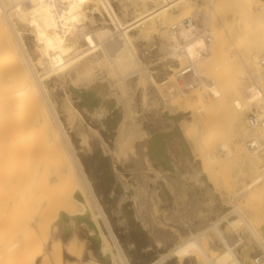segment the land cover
I'll use <instances>...</instances> for the list:
<instances>
[{
  "label": "bare ground",
  "instance_id": "6f19581e",
  "mask_svg": "<svg viewBox=\"0 0 264 264\" xmlns=\"http://www.w3.org/2000/svg\"><path fill=\"white\" fill-rule=\"evenodd\" d=\"M140 1L146 5L153 2L154 6L146 7L134 19L126 20L118 14L112 0H96V5L90 0H0V264H100L93 258L84 259L85 240L77 234H72L65 242L56 237L57 224L63 220L72 223L66 227L64 234L68 235L76 226L84 223L91 230L97 246L104 255L112 258L114 264H130L54 102L49 98L45 80L53 74L64 78L68 75L75 87L76 81L92 74L95 64H101L107 68L110 76L119 77L123 90L128 84V77L132 75H138L145 84L151 81L161 88L165 82L159 83L152 75L143 78L142 73L147 68L135 44L140 35L132 33L142 25L150 32L156 30L157 20L163 23L159 30L164 36L161 49L180 61L181 65L171 76L178 89H161L162 96L166 101L187 96V88L182 81L184 78L179 72L187 66L194 69L195 76L202 78L203 91L197 90L200 105L195 109L184 110V114L191 113L194 116L192 121H185L181 125L176 120L173 127L164 126L166 129L149 136L150 142L146 145L148 156L157 166L163 165L176 177L201 182L202 174H205L203 170L195 169L189 177L178 171L173 161L175 153L172 154L167 146V137L175 135L184 145V153L189 151L186 140L196 142L195 149L208 165L219 162L222 151L228 164L241 160L252 171L251 181L245 184L243 190L257 201L264 197V160L259 154L264 146V87L257 80L245 89L248 95L245 93L241 96L238 89L239 79H245L247 74L242 70L244 65L252 64L259 79L264 72V0L233 2L243 22L242 34L237 43H232L239 51L245 48V52H241L244 57L240 64L235 56L229 54L220 29L208 30L210 39H207L203 33H195L200 28L197 23L183 24L185 18H193L190 16L194 9L191 10L192 0H135L134 4ZM208 2H212L213 12L207 13L206 19L210 25H214L215 14L221 10L223 1ZM81 7L92 14H101L104 19L107 17L104 22L109 21L113 32L84 44L80 25ZM175 8H180V11L171 22L172 18L168 15H172ZM17 20L22 25H18ZM221 20L225 26L228 19ZM175 24H180L177 30L172 29ZM26 28L35 34V42L40 44L41 53L46 58L40 62L42 72H39L34 57L28 53ZM115 42H119L123 50L117 58L111 46ZM99 51L103 57L97 58V61L94 56ZM237 70L240 71L237 73ZM113 90V84L106 77L93 78L80 90L84 109L101 121L108 129L109 136L113 133V126L119 125L122 129L127 118L125 107L119 104ZM225 105L234 111L231 124L238 120V115L245 108L252 110L254 107L258 109L256 115L260 123L254 128H242L232 133L229 140H221L224 132L216 115ZM127 108L133 113L139 111L141 106L132 102ZM177 116L174 114L175 119ZM255 128L256 133L248 139L254 146L251 148L246 141L245 149L242 142L236 141L237 137ZM87 141L84 136V142ZM233 141L234 148L231 145ZM130 157L133 159L137 154H131ZM153 177L154 184H151L150 192L156 198L160 182L157 174H153ZM236 209L240 214L239 221L264 248V237L259 236L250 218H246L239 207ZM218 223L212 224V229L233 257L227 264H243L234 251L235 242L224 235ZM231 227L235 232L238 229L236 223L231 224ZM186 242L193 245L190 257L196 259L195 264H220L219 251L208 247L204 233L192 234ZM175 250L171 249L151 264H165V259Z\"/></svg>",
  "mask_w": 264,
  "mask_h": 264
},
{
  "label": "rangeland",
  "instance_id": "374dc122",
  "mask_svg": "<svg viewBox=\"0 0 264 264\" xmlns=\"http://www.w3.org/2000/svg\"><path fill=\"white\" fill-rule=\"evenodd\" d=\"M134 1L112 0L118 14L126 20L134 19L136 14L145 10L146 7L154 6L153 2L146 5L140 1L135 2V5ZM219 1H223L221 2L223 8L220 6L221 10L215 14L214 25H210L206 19V14L213 12V4L208 0H192L193 7L191 10L194 9L190 16L193 17L192 19L202 31L220 29L219 32L222 31L221 36L226 42L229 54L235 56V60L240 64L244 57L245 51L243 52V50L245 48L243 47V50L239 51L232 43H237L239 35L242 34L243 22L237 15L234 0ZM90 2L97 4L96 0H90ZM198 8L201 10H195ZM84 9L85 7H81L82 16L80 20L83 22H80V25L84 44L96 41L113 32V26L109 24V21L104 22L107 17L104 19L101 14H92ZM256 9L257 7L254 6V10ZM179 11L180 8H175L171 12L172 15H168L172 18L171 22L176 19ZM223 18L228 19L225 21V26L221 20ZM17 22L18 25H22L19 20ZM161 23L157 20V29L152 32L144 29L143 25L132 31L133 35H140L135 40V44L147 68L142 73L143 78L152 75L159 83L165 82L161 88L156 87L151 81L148 82L149 85L145 84L138 75H132L133 77H128V84L123 90L119 77L110 76L106 67L95 64L92 74L76 81L75 87L68 75L65 78L59 77L58 74L51 75L45 80L47 93L51 101L54 102L76 153L83 163L130 264H151L173 248L176 250L165 259V264H195L196 259L190 257L193 245H189L186 240L187 237L197 233L206 235L208 247L219 251L220 264H227L233 257L226 251L224 243L212 229V224L218 222L224 235L229 236L228 239H231V242H235L234 251L243 264H254L253 259L263 253L264 248L256 236L239 221L240 214L236 209L239 207L245 217L250 218L249 220L253 222L259 236L263 238L264 197L257 201L248 195V191L243 190L245 184L250 182L252 178V171L248 169V166L241 160L228 164L222 155V151L220 153L218 148L216 151L221 156L219 162L208 165L209 163H204L197 149H195L197 148L196 142L186 140L187 151H189L184 153V145L173 134L167 137V146L170 151L172 150V154L175 153L173 154V161L176 168L187 177L195 169L203 170L205 174H202L203 180L201 182H195L184 177L183 179L180 176L176 177L167 171L163 165L157 166L153 159L148 156L146 148L150 142L151 137L149 136L168 128V126L169 128L173 127L176 120H179L178 123L181 125L185 121H192L194 116L191 113L184 114V110L198 107L200 102L198 101L197 90L203 91L202 78L190 74L182 79L187 88L185 90L187 96L182 95L173 101H166L162 96L161 89L162 91H167L171 87H174L175 90L178 89L175 79L171 76L175 69L181 65L180 61L161 49V43L164 40V36L159 31L163 26ZM146 27L148 26L146 25ZM139 29H141V33ZM25 31L28 53L32 58L34 57L33 59L38 63L39 72H42L40 62L45 61L46 58L41 53L40 44L35 42L36 36L32 30L26 28ZM111 46H113V53L117 58L121 54L120 52H123L122 46L119 45V42L112 43ZM97 54L98 57L94 56V58L96 57L95 60L98 61L103 56L101 51ZM242 70L247 74L245 79L241 80L238 77V89L241 96L245 93L248 95L245 89L250 84L256 83L257 80V83L259 82L258 84L264 87V72L260 70L262 75L259 79L257 70L250 63L244 65ZM262 70L264 71V67ZM238 71L240 70H237V73ZM101 77H106L111 81L114 87L113 91L116 92V98H118L117 101L125 107L127 115L122 129L119 125L113 126L111 136L101 121L92 117L84 109L83 97L80 93V90L87 86L93 78ZM142 94H146L144 100ZM209 97L212 98L211 95ZM132 102L141 106V109L133 113L129 112L127 106ZM252 112L258 114V109L255 107L252 110L245 108L244 112L238 115L239 121L236 120L234 124H231L234 111L230 106H222L216 115L224 132L221 140H229L232 133L241 131L242 128L248 129L246 120ZM80 114L83 116L82 118ZM174 114L178 115V118L175 119ZM249 130V133L246 132L237 137L236 140L242 142L245 149L247 148L244 145L245 142L257 131L256 128ZM84 136L87 137V142H84ZM231 145L234 148V141ZM176 146L177 148H175ZM134 153L137 154V157L131 159L130 156ZM259 154L261 160H264V146ZM153 174L159 176L158 182L161 183L157 185L156 198H153L150 192L151 184H154ZM234 223L238 228L236 232L231 227V224ZM70 224H72L70 221H60L55 230L56 237H60L65 242L75 233L85 240V260L93 258L100 264H114L112 258L104 255L101 248L97 246L93 235H91V230L86 224L76 226L68 235L64 234V230Z\"/></svg>",
  "mask_w": 264,
  "mask_h": 264
},
{
  "label": "built area",
  "instance_id": "2783aa9c",
  "mask_svg": "<svg viewBox=\"0 0 264 264\" xmlns=\"http://www.w3.org/2000/svg\"><path fill=\"white\" fill-rule=\"evenodd\" d=\"M195 22L193 19L191 18H185L183 20V24L184 25H190L191 23ZM180 27V24H175L172 26V29L173 30H177L178 28ZM202 30L199 28L198 30H195V33L197 35L203 33L204 36L207 38V39H210V36H209V32L206 31V32H201ZM262 64L264 65V61H262ZM180 75L181 77L185 78V76L187 75H190V74H194V69L191 67V66H187L186 68L182 69ZM178 72V73H179ZM259 120H258V117L256 115V113H250L247 117V124H248V127L249 128H254L256 127L258 124H259ZM248 144L249 146L252 148L254 145L253 143H251L250 141H248ZM253 262L254 264H264V252L257 255L254 259H253Z\"/></svg>",
  "mask_w": 264,
  "mask_h": 264
}]
</instances>
